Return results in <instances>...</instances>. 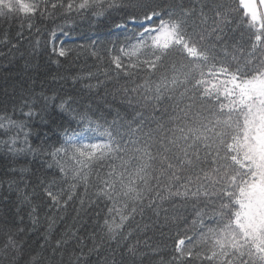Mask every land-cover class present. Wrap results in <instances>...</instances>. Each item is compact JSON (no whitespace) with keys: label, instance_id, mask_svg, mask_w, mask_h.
<instances>
[{"label":"snow or ice","instance_id":"1","mask_svg":"<svg viewBox=\"0 0 264 264\" xmlns=\"http://www.w3.org/2000/svg\"><path fill=\"white\" fill-rule=\"evenodd\" d=\"M41 2L0 0V16L19 15L21 19L29 20L28 27L31 28V18L38 12L43 15L48 11L47 3L42 9ZM105 3L108 0H80L78 4L75 0H68L66 5L53 3L51 7L53 10L66 8L69 13L99 9L94 15L100 16L104 14ZM239 5L245 18L250 19V26L260 23L253 48L264 46V11H258V7H264V0H239ZM115 6L114 2L108 3L109 8ZM176 7L179 11L171 13L169 20H162L155 28L150 25L159 13H146L144 22L149 26L141 24L143 30L134 34L136 43L121 47L120 54L111 61L115 69L125 76L133 77L139 71L147 73L143 83L131 89L125 88V92L141 94L146 103L152 105L153 112L160 111L159 105L166 100L174 101L172 112L165 106L160 117L153 116L151 119L137 113L125 125H118L112 131L105 129L101 137L107 136L106 141L89 135L99 131L101 125L93 126L91 119L81 115L80 124L84 127L71 133L65 129L62 133L64 146L51 153L62 177L60 183L67 184V187H58L53 179L46 185L41 183L43 200L40 203L32 204L29 197H24L25 202L31 205L28 215L33 227L39 223L42 204L47 203L50 209L63 210L76 197L77 187L81 184L85 194L89 186L96 189V202L105 200L111 203L101 225L106 229L101 243L96 244L95 234H92L89 238L93 240V246L84 253L85 238L77 237L80 254L76 255L75 264H90L91 254L99 253L105 236L108 242L114 241L121 247V260H116L114 250L110 264H123L125 249L129 256H145V253H138L139 241L127 243L135 232L146 233L151 227L144 224L141 229L139 223L135 228L130 227L136 216L140 215L143 219L146 210H151L159 217L161 206L167 200L183 197L199 202L201 194L212 197L205 207H211L215 224L203 230V217L207 212L197 211L202 229L197 244L192 243L195 237L177 240V261L200 257L199 245L209 264H264V58L241 63L233 57L235 66H225V61L214 54L215 46L203 44V33L207 32L211 37L224 32L228 13L222 10L223 5H204L209 12L214 11V15L209 16L202 8L199 23L196 20L192 22V31H189L188 20L195 16V11L186 10L183 5ZM130 22L135 24L134 16ZM127 23L129 21L116 27L125 29ZM197 29L199 40L194 38ZM216 39L220 42L225 37L218 35ZM176 46L186 54L188 62H181L179 70L173 63L170 74L166 58ZM53 52L61 57L67 54L63 47H54ZM124 57L131 63L124 64ZM219 76L226 79L217 81L215 78ZM222 86L225 99L231 101L227 105V113L223 111V103L219 111L214 104L206 103L211 99L219 102ZM180 88L183 91L176 96ZM48 99L45 97V100ZM70 103V100L63 101L58 107L67 112ZM27 115L32 116L33 113ZM137 120L139 123L133 128ZM152 124L155 127H151ZM0 127L3 125L0 124ZM28 150L34 154L38 151ZM215 200L221 202L218 207ZM23 223L21 218L19 224ZM53 223L54 218L49 223V233ZM125 228H128L126 235ZM24 232V227L7 230L3 250L12 253L11 264H19L25 254L24 240L17 239ZM44 240L42 248L47 245L49 237L45 236ZM67 243L63 238L58 239L52 255L55 256ZM25 264H42V261L37 254L30 256ZM104 264L109 262L105 260Z\"/></svg>","mask_w":264,"mask_h":264},{"label":"trees","instance_id":"2","mask_svg":"<svg viewBox=\"0 0 264 264\" xmlns=\"http://www.w3.org/2000/svg\"><path fill=\"white\" fill-rule=\"evenodd\" d=\"M79 2L75 0L76 4ZM113 2L116 6L109 8L108 3ZM45 3L48 11L43 15L38 12L31 18V28L28 27L29 20L21 19L19 15L0 16V124L3 125L0 127V264H11L12 253H5L3 245L7 230L12 227L25 228L24 234L17 238L25 242V254L19 264H25L30 256L37 254L42 264H75L76 255L80 254L77 237L85 238L84 253L93 246V240L89 238L92 234H95V243H101V236L106 232L101 225L111 203L105 200L96 202L94 187L89 186L85 194L84 186L78 185L76 197L63 210L50 209L47 203L42 204L38 214L39 223L35 227L28 215L31 205L25 202L24 197H29L32 204L40 203L43 200L41 183L46 185L53 179L57 181L58 187H67V184L60 183L62 177L59 167L51 153L64 146L65 137L62 133L65 129L71 133L79 132L84 127L80 124L81 115L91 119L93 126L101 125L95 133L101 137L105 129L112 131L118 125H125L137 113L151 119L153 116L160 117L165 106L172 112L174 101L166 100L159 105L160 111L153 112L152 105L146 103L141 94L124 91L125 88L131 89L143 83L146 72L139 71L133 77H128L111 63L112 58L120 54L121 47L136 43L134 34L143 30L141 24L149 26L144 22L146 13H159L150 25L155 28L162 20H169L171 13L179 11L177 5H183L186 10L195 11V16L188 20L189 31H192V22L196 20L199 23L202 8L209 16L214 15V11L209 12L204 5L210 7L212 4H221L222 10L228 13L227 23L223 25L224 32L211 37L207 32L203 33V44L214 45V54L225 61V66H235L236 60L243 63L245 60L264 58V46L253 48L260 24L250 26V20L245 18L239 0H108L104 5V14L100 16L94 15L99 9L73 10L69 13L66 8L53 10L51 7L53 3L66 5L68 0H42V9ZM133 16L135 24L130 22ZM126 21L129 23L125 29H117L116 25ZM196 32L194 38L199 40V29ZM218 35H223L225 39L218 42ZM54 47L65 48L67 54L63 57L54 54ZM181 62L186 64L188 58L176 46L166 58L169 73L173 63L179 70ZM123 63L127 65L131 62L124 57ZM215 79L223 81L226 77ZM182 91L183 88L178 89L175 95L179 96ZM223 91L224 86L220 88L219 102L211 99L206 103L214 104L218 111L223 103V111L227 113V105L231 101L225 99ZM45 97L49 99L45 100ZM67 100L71 101L67 105L69 110L63 112L58 105ZM29 112L33 115H27ZM138 123L139 120L132 127ZM151 127H155V124ZM102 138L107 140V136ZM29 148L38 151L34 154ZM95 175L94 171L93 183ZM210 201L212 197H203V194L199 202L194 198L186 200L174 197L162 204L159 217L151 210H146L143 219L137 215L130 227L135 228L137 223L141 229L144 224L151 227L146 233L135 232L127 243L139 241L138 253L146 255L132 257L126 254L125 249L123 264H209L199 245L200 257L178 262L175 244L177 240L188 237H195L192 243L197 244L202 230L197 211L207 212L203 217V230L215 224L211 207H205ZM214 203L218 207L221 202L215 200ZM21 218L23 225L19 224ZM52 218L54 223L49 233ZM127 232L128 228H125L124 234ZM45 236L49 240L42 248ZM61 238L68 243L53 256V247ZM104 240L99 253L91 254L90 264H104L105 260L110 264L114 250L116 260H121V247L114 241L108 242L106 236Z\"/></svg>","mask_w":264,"mask_h":264},{"label":"rangeland","instance_id":"3","mask_svg":"<svg viewBox=\"0 0 264 264\" xmlns=\"http://www.w3.org/2000/svg\"><path fill=\"white\" fill-rule=\"evenodd\" d=\"M258 11H264V7H258ZM250 20V19H249ZM260 23L259 22H257V25H259ZM89 135H95L96 137H98V138H100V139H102V140H104V141H106L105 139H103L102 137H100L99 135H97V134H93V133H89ZM92 142H96V141H92Z\"/></svg>","mask_w":264,"mask_h":264}]
</instances>
